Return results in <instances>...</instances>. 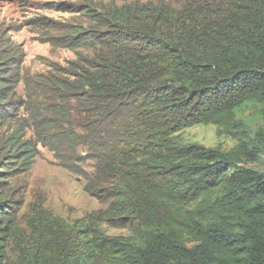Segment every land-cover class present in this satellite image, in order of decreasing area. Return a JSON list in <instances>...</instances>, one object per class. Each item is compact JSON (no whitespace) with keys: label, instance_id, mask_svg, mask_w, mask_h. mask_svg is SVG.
Here are the masks:
<instances>
[{"label":"trees","instance_id":"trees-1","mask_svg":"<svg viewBox=\"0 0 264 264\" xmlns=\"http://www.w3.org/2000/svg\"><path fill=\"white\" fill-rule=\"evenodd\" d=\"M98 21L101 34L68 29L66 45L92 56H78L74 80L56 83L58 98L74 101L67 126L50 133L47 116L36 139L104 207L68 222L33 204L25 237L7 180L31 167L34 154L29 142L6 137L0 264L8 238L23 264H264V169L176 137L220 123L246 100L261 103L264 115V0H188L179 10L161 0L107 8ZM11 82L0 76V126ZM133 220L147 228L138 241L101 228Z\"/></svg>","mask_w":264,"mask_h":264},{"label":"rangeland","instance_id":"rangeland-1","mask_svg":"<svg viewBox=\"0 0 264 264\" xmlns=\"http://www.w3.org/2000/svg\"><path fill=\"white\" fill-rule=\"evenodd\" d=\"M161 0H0V76L14 81L3 99L5 115L0 126V145L10 135L20 142H29L34 156L32 165L24 172L10 176L13 198L20 203L18 225L26 230L25 218L29 207L41 205L51 216L68 222L84 218L91 211L104 207L84 189V179L61 166L47 146L36 139L42 119L50 117V133H58L69 122V102L57 96L56 83L74 80L78 69V56L91 57L90 51L66 45L68 29L78 27L90 34L105 31L98 19L111 7L157 4ZM179 10L188 0H163ZM65 110L66 115L56 112ZM262 104L246 100L234 108L220 123H203L185 127L176 133L181 144H199L222 152L235 153L240 165L256 170L264 169V115ZM73 124L81 119L71 113ZM256 149H260L256 152ZM9 148L7 154L15 153ZM82 150V148H78ZM7 159L10 156H6ZM9 158L14 161L15 159ZM90 170V165H84ZM202 197L185 203L182 211H192ZM208 201V199H205ZM109 235H120L138 241L147 232L137 220L124 228L101 226ZM25 232V231H24ZM25 237L22 241L25 240ZM190 244V242H188ZM4 264H23L16 241L8 238L4 243Z\"/></svg>","mask_w":264,"mask_h":264}]
</instances>
